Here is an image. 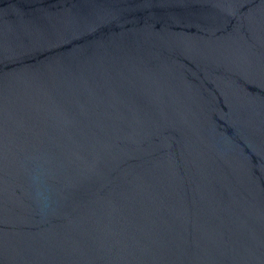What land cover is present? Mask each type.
I'll return each mask as SVG.
<instances>
[{
  "label": "water",
  "instance_id": "95a60500",
  "mask_svg": "<svg viewBox=\"0 0 264 264\" xmlns=\"http://www.w3.org/2000/svg\"><path fill=\"white\" fill-rule=\"evenodd\" d=\"M0 264H264V0H0Z\"/></svg>",
  "mask_w": 264,
  "mask_h": 264
}]
</instances>
